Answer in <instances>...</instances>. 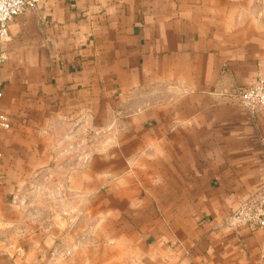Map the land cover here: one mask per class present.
<instances>
[{"label": "crops", "instance_id": "obj_1", "mask_svg": "<svg viewBox=\"0 0 264 264\" xmlns=\"http://www.w3.org/2000/svg\"><path fill=\"white\" fill-rule=\"evenodd\" d=\"M0 264H264V0H40L0 42Z\"/></svg>", "mask_w": 264, "mask_h": 264}, {"label": "built area", "instance_id": "obj_2", "mask_svg": "<svg viewBox=\"0 0 264 264\" xmlns=\"http://www.w3.org/2000/svg\"><path fill=\"white\" fill-rule=\"evenodd\" d=\"M39 2L40 0H0V42L7 38L11 22L26 9L37 6ZM4 59V55L0 54V64ZM1 97L2 84L0 81ZM225 101L229 104H239L250 115L261 112L264 110V77H257L244 88L230 90L226 93ZM0 128L10 129L7 116L1 111ZM227 223L232 228L249 227L264 230V185L231 211Z\"/></svg>", "mask_w": 264, "mask_h": 264}]
</instances>
